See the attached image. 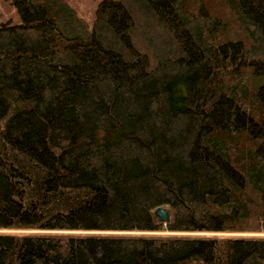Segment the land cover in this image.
Segmentation results:
<instances>
[{
  "label": "trees",
  "instance_id": "1",
  "mask_svg": "<svg viewBox=\"0 0 264 264\" xmlns=\"http://www.w3.org/2000/svg\"><path fill=\"white\" fill-rule=\"evenodd\" d=\"M10 2L0 229L44 232L0 264H264V237L127 234L264 230V0Z\"/></svg>",
  "mask_w": 264,
  "mask_h": 264
},
{
  "label": "rangeland",
  "instance_id": "2",
  "mask_svg": "<svg viewBox=\"0 0 264 264\" xmlns=\"http://www.w3.org/2000/svg\"><path fill=\"white\" fill-rule=\"evenodd\" d=\"M77 12V14L84 20L88 25L93 20L94 10L100 0H66ZM11 21L12 23L19 22L20 18L15 9L11 4L10 0H0V22ZM0 232L7 233H35L44 232L36 229H0ZM58 233H114V232H101V231H48ZM127 234H182L192 236H217V237H264V230L257 232L243 231V232H169L167 230L155 231V232H129Z\"/></svg>",
  "mask_w": 264,
  "mask_h": 264
},
{
  "label": "water",
  "instance_id": "3",
  "mask_svg": "<svg viewBox=\"0 0 264 264\" xmlns=\"http://www.w3.org/2000/svg\"><path fill=\"white\" fill-rule=\"evenodd\" d=\"M152 213L157 218L159 223L165 225L169 222L170 213L166 206H158L153 209Z\"/></svg>",
  "mask_w": 264,
  "mask_h": 264
}]
</instances>
